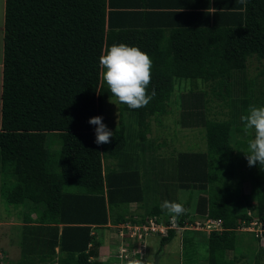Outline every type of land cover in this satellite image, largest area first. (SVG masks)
<instances>
[{
    "label": "trees",
    "instance_id": "trees-1",
    "mask_svg": "<svg viewBox=\"0 0 264 264\" xmlns=\"http://www.w3.org/2000/svg\"><path fill=\"white\" fill-rule=\"evenodd\" d=\"M210 7L211 12L132 13L112 10L109 0H4L0 199L34 213L24 215L17 264H106L90 261L101 246L93 230L144 223L147 217L127 214L130 204H142L148 194L162 199L148 216L166 215L168 223L161 204L176 201L170 198L176 190L200 191L196 215L219 219L223 227L208 235L184 230V264L197 263L194 233L206 235V264H264V247L244 233L256 243L255 252L246 245V259L243 232L235 231L247 211L264 227V165L247 164L251 191L244 193L234 179L249 137H230L232 123L241 130L239 117L250 104L264 105V0H212ZM118 43L148 54L146 92L154 89L155 96L138 109L118 104V128L108 143L97 145L87 121L101 116L111 99L98 58ZM254 59L262 67L250 77ZM176 79L209 84L230 117L208 119L206 92L182 94L178 122L203 128L205 151L180 152L170 171L165 163L152 170L162 175L158 181L143 182L138 151L149 119L169 113ZM185 218L186 212L175 220L179 227ZM176 231L161 236L160 247Z\"/></svg>",
    "mask_w": 264,
    "mask_h": 264
},
{
    "label": "rangeland",
    "instance_id": "rangeland-1",
    "mask_svg": "<svg viewBox=\"0 0 264 264\" xmlns=\"http://www.w3.org/2000/svg\"><path fill=\"white\" fill-rule=\"evenodd\" d=\"M2 22L3 17L1 15L0 0V63L2 59ZM261 67V64L255 59L252 60V62L248 64V75L250 77L255 76ZM1 77L2 73L0 67V89ZM189 90L207 93V96L204 98V100L206 102L205 114H207L208 119H215L218 121L225 120L230 117L229 109L223 106L220 99H217L216 96H212L209 84H205L201 80H174V91L169 101V113L165 116H162L159 120L154 118L149 119L150 131L146 134L145 141L141 142L143 150L138 151V154H140L141 157L139 168L143 174V182L147 181L155 183L158 181L162 175L159 173L153 174L154 171L152 170L158 169L160 163H165V169L167 170L170 168V171L173 167V159L178 153L187 151H205L203 128L200 125L194 128H184L178 122L180 115L179 97ZM111 102V99L104 101L102 105L101 116L103 117L102 122L113 132V130H116L119 125V110L118 104L115 105ZM238 128L239 124L232 123L230 134L232 142H235L236 140H243L246 137L243 135L241 130H237ZM130 152H134L133 149H131ZM242 152L243 150H241L239 156V165L236 169L237 175L234 179V183L239 185L244 193H249L251 191V183L247 178V160L245 158V154ZM170 190L171 189H169V191ZM158 191L159 190H157L156 193L160 194ZM200 195H202V193L198 190H176L173 194H171L170 198L172 200H176V202L182 203L186 208L187 218L193 219V221H195L194 219L198 218L195 212V207L197 199ZM161 200L162 199H158L156 195L155 198H153L151 194H148V196L144 198V202H142V204L134 203L129 205L127 217L133 218L135 220L149 217L148 210L153 205H160ZM26 214H31L30 216L34 218V213H32L30 206L15 207L5 204L0 199V264H17L18 260L20 259L19 242L23 231V218ZM165 216L166 215L155 217L161 219L166 218ZM113 225L114 226L107 225L105 227L93 230V233H95V236H97L99 239L101 246L98 249V256L96 258H90V261H98L106 264L113 263V254H116L118 250L117 248H120L118 242V239L120 238L118 236V228L122 226L120 225L115 227L117 224ZM184 234L185 233L181 229L176 231L175 237L163 247H160V237L155 235L148 237L146 241V248L144 250L145 262L143 264H153L155 257L158 258L157 264H184L181 248L182 236H184ZM244 235L246 238L240 240L243 249L242 252L244 255H246V259H249L250 254L247 252V250L251 249L246 248V245L251 246L255 252L256 243L252 242L250 238L251 236L249 234ZM205 236L206 235L202 233H194L196 252L194 256H192V259H197L196 264H206V261L202 259L206 256V248L204 245ZM122 250L123 248L119 249V251ZM231 255V252H227L226 257L229 258Z\"/></svg>",
    "mask_w": 264,
    "mask_h": 264
},
{
    "label": "clouds",
    "instance_id": "clouds-1",
    "mask_svg": "<svg viewBox=\"0 0 264 264\" xmlns=\"http://www.w3.org/2000/svg\"><path fill=\"white\" fill-rule=\"evenodd\" d=\"M98 62L102 69V80L111 94V103L138 109L147 105L155 96L154 89L146 92L151 79L152 61L137 46L112 44L99 56ZM239 119L243 135L249 137L246 150L242 152L248 166L264 165V105L250 104ZM102 121L100 115L90 117L87 121L90 126H94V143L97 145L108 143L113 136V132ZM161 208L172 220L186 212L185 206L176 201L164 200Z\"/></svg>",
    "mask_w": 264,
    "mask_h": 264
},
{
    "label": "built area",
    "instance_id": "built-area-1",
    "mask_svg": "<svg viewBox=\"0 0 264 264\" xmlns=\"http://www.w3.org/2000/svg\"><path fill=\"white\" fill-rule=\"evenodd\" d=\"M246 217L238 221L235 231L252 234L258 241L260 247H264V227L260 219L254 217L251 211L246 212ZM190 222L189 218H185L183 225L179 227L175 220L168 219L165 223L163 219L158 217H149L144 223L125 222L115 225L118 228L119 247L117 253L113 254L114 264H143L144 250L146 248L147 238L155 235L157 237L165 236L169 229L176 230H191L209 234L211 232H222L223 227L219 219L213 218H196ZM114 226V225H111ZM112 263V264H113ZM140 263V264H141Z\"/></svg>",
    "mask_w": 264,
    "mask_h": 264
},
{
    "label": "crops",
    "instance_id": "crops-1",
    "mask_svg": "<svg viewBox=\"0 0 264 264\" xmlns=\"http://www.w3.org/2000/svg\"><path fill=\"white\" fill-rule=\"evenodd\" d=\"M208 1V2H207ZM209 3V6H206ZM212 0H109V7L119 11L125 10L132 13H170V12H201L207 9L212 11ZM208 7V8H207ZM1 15L4 19V0H1ZM3 31V22H2ZM3 38V33H2ZM3 52V41H2ZM2 71V59L0 63ZM134 204V203H133ZM131 205V204H130ZM107 223L105 226H107ZM23 225V224H22ZM104 226V227H105ZM241 234V239H245Z\"/></svg>",
    "mask_w": 264,
    "mask_h": 264
},
{
    "label": "water",
    "instance_id": "water-1",
    "mask_svg": "<svg viewBox=\"0 0 264 264\" xmlns=\"http://www.w3.org/2000/svg\"><path fill=\"white\" fill-rule=\"evenodd\" d=\"M157 259H158L157 257L154 258L153 264H157L158 261Z\"/></svg>",
    "mask_w": 264,
    "mask_h": 264
}]
</instances>
